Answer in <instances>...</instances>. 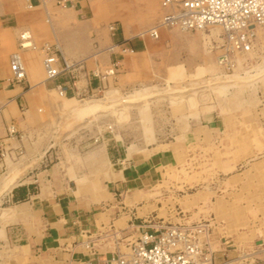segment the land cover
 Masks as SVG:
<instances>
[{
	"label": "rangeland",
	"instance_id": "1",
	"mask_svg": "<svg viewBox=\"0 0 264 264\" xmlns=\"http://www.w3.org/2000/svg\"><path fill=\"white\" fill-rule=\"evenodd\" d=\"M87 4L90 11L75 17L72 7L68 16L63 13L67 9L58 6L47 13L42 4L29 6L28 0H0V20L23 13L27 22L32 21L37 39L58 38L70 58H83L77 63L95 71L112 68L108 56L118 49L114 26L122 27L126 37L147 40L143 49L124 51L106 84L74 95L76 101L65 102L57 90L41 89L23 113L18 125L21 136L12 141L13 152L0 177L18 172L28 181L35 173L49 172L59 186L80 187L76 198L87 201L109 192L95 203L109 212V218L92 228L93 238L84 237L85 243L97 242L119 232L118 243L106 250L108 256L127 249L137 225L144 230L151 224L208 218L212 247L230 243L227 249L232 255L224 261L259 262L264 252V26L256 30L251 49L233 53L234 65L226 68L218 56L221 26L161 29L155 38L139 32L155 26L161 0L160 5L159 0H87ZM16 34L17 28H0V56L5 55L7 62L16 49ZM35 59L28 60L29 73L39 69L44 77L37 54ZM93 102L100 107L80 112ZM62 105L76 108L69 111ZM102 133L115 134L130 151L148 154L157 144H173L164 148L172 150L169 164L174 167L167 169L162 181L164 167L153 170L142 184L147 189L133 202H125L129 196L118 188L115 165L95 151L100 142L96 137ZM73 175L83 180L76 182ZM5 194H0L1 208ZM115 217L119 218L113 223ZM94 247L101 251L96 243Z\"/></svg>",
	"mask_w": 264,
	"mask_h": 264
},
{
	"label": "crops",
	"instance_id": "2",
	"mask_svg": "<svg viewBox=\"0 0 264 264\" xmlns=\"http://www.w3.org/2000/svg\"><path fill=\"white\" fill-rule=\"evenodd\" d=\"M28 1L29 6L42 4L47 13L50 10H55L57 6L58 8H66L67 10H64L63 13L68 16L73 14L71 7L75 11V17L81 15L82 12L90 11L87 0ZM82 1L86 2V6L83 5ZM63 2L66 4L64 5ZM25 19L26 16L23 13H17L10 18L0 20V28H17L15 50L20 51L26 66L24 80L9 83L6 79L10 76L9 58L7 62L5 55L0 56V136L6 133V127L9 124L15 125L17 136L10 140L11 149L13 148L12 141L19 140L18 136H21L18 125L21 119L25 118L23 113L38 98L41 89L55 91L57 86L61 85L65 93V96H61L63 100L65 102L76 101L78 99L74 95L91 92L109 81L108 74L113 72V68L116 69L115 65L123 59L124 51L133 50L135 52L136 48L143 49L147 44V40L143 37L136 38L135 35L126 37L122 27L114 26L112 34L117 42L115 47L118 49L111 51L108 56V63L112 65V68L105 69V72L95 71L88 66L82 67L78 64L79 61H83V58L79 60L70 58L58 38L53 42L37 39L33 33V25L30 24L32 21L27 22ZM20 25L22 26L19 27ZM82 26L85 28L86 25L83 24ZM21 30L28 31L32 40L37 44L49 42L56 46L58 64L62 70L55 77L46 78L45 74L43 77L42 71L39 69L33 74L29 73L28 60L33 57L36 61L35 55L38 56L39 54L31 48L18 49L17 35ZM149 31L139 33L149 34ZM80 32L85 33V30L82 29ZM96 63L99 64L97 59ZM58 95L60 94L58 93ZM100 105L98 102L87 103L80 109V112L95 110ZM74 106L62 105V108L71 111L76 108ZM15 109L18 110L19 114H13ZM96 140L100 141L95 150L98 157L115 165L113 175L117 179L118 188L127 191L126 194L129 196L125 202H133L147 189L142 184L149 179L148 175L153 170L161 166L164 167L160 175L162 181L166 177L167 169L174 167L169 164L173 158L172 150L164 148L166 145L171 148L174 147L168 142L153 146L149 152H154L148 154V151H130L127 145L123 147L122 139L116 138L115 134L111 136L102 133L96 137ZM261 172L264 179V166ZM48 174L49 172L45 176H39L38 173H35L32 175L34 178L28 181L22 179L23 176H20L18 172L11 175L7 174L3 178L0 177V194L6 192L3 196L5 204L2 206L4 207H0V264H79L86 259H92L95 263L104 262L109 257L106 250L113 249L118 243L119 232L97 238L99 240L97 242L89 239V242L85 243L84 237L93 238L95 231H92V228L98 225V222H104L109 218V212L98 209L95 203L109 197L110 193L100 194L96 201L78 199L76 195L79 194L80 187L77 189L64 184L59 186L58 182L53 180V177H49ZM73 177L72 179L76 182L83 180V178L75 175ZM61 188L62 190H59ZM118 218L115 217L113 223ZM151 226L154 227L155 225L151 224ZM141 227L142 225L136 226L137 231L130 235L131 238L143 230ZM153 227L144 230H153ZM214 234L215 231L213 238ZM95 243L104 252L95 249ZM224 243L222 241V244ZM227 245L215 249L221 251L215 255L222 264H232L233 262V260L224 261L225 257L232 255L231 250L227 249ZM212 249L214 248L212 247ZM262 254L261 260L259 262L254 261V264H264V252Z\"/></svg>",
	"mask_w": 264,
	"mask_h": 264
},
{
	"label": "built area",
	"instance_id": "3",
	"mask_svg": "<svg viewBox=\"0 0 264 264\" xmlns=\"http://www.w3.org/2000/svg\"><path fill=\"white\" fill-rule=\"evenodd\" d=\"M161 7L160 18L148 30L152 36L157 37L161 27L196 29L219 24L223 40L218 56L226 68L234 65L235 51L251 49L257 28L264 26V0H161ZM17 47L38 52L46 78H53L62 70L56 46L49 42L35 43L26 30L17 35ZM9 66L10 76L6 78L9 83L24 80L26 66L19 50L10 53ZM57 90L64 93L61 85ZM16 136L17 129L12 123L0 136V169L13 152L9 144ZM210 226L208 218L158 224L153 230L139 231L127 240L126 250L111 252L104 262L86 259L79 264H222L216 258V250L210 247Z\"/></svg>",
	"mask_w": 264,
	"mask_h": 264
},
{
	"label": "bare ground",
	"instance_id": "4",
	"mask_svg": "<svg viewBox=\"0 0 264 264\" xmlns=\"http://www.w3.org/2000/svg\"><path fill=\"white\" fill-rule=\"evenodd\" d=\"M214 25H218V26H220L219 24H213V25H209V26H207V27H204V28H196V29H184V28H179V27H161V28H158V30H157V32H158V36L157 37H155V36H153V37H155V38H158L159 37V35H160V30L161 29H176V30H178V31H185V30H205L206 28H208V27H210V26H214ZM154 28V27H153ZM260 27H258L257 28V30L259 29ZM162 31V30H161ZM28 32V31H27ZM149 34H150V32H149ZM151 35V34H150ZM152 36V35H151ZM250 50V49H249ZM248 50H243V51H240V50H237V51H235L234 53H238V52H241V53H244V52H247ZM61 96H65V93H63V94H60ZM210 225H211V222H210ZM210 229H211V226H210ZM210 247L212 248V245H211V241H210Z\"/></svg>",
	"mask_w": 264,
	"mask_h": 264
}]
</instances>
